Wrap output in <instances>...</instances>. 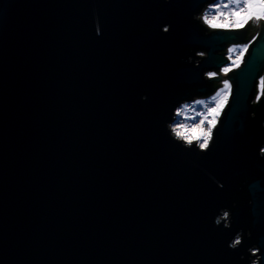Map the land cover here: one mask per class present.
Returning <instances> with one entry per match:
<instances>
[{
    "label": "water",
    "instance_id": "95a60500",
    "mask_svg": "<svg viewBox=\"0 0 264 264\" xmlns=\"http://www.w3.org/2000/svg\"><path fill=\"white\" fill-rule=\"evenodd\" d=\"M216 1L0 0V264H264V21ZM224 79L208 148L178 138Z\"/></svg>",
    "mask_w": 264,
    "mask_h": 264
},
{
    "label": "rangeland",
    "instance_id": "374dc122",
    "mask_svg": "<svg viewBox=\"0 0 264 264\" xmlns=\"http://www.w3.org/2000/svg\"><path fill=\"white\" fill-rule=\"evenodd\" d=\"M244 2L245 0H240L241 4H244ZM226 3L229 4V7L227 8L224 7ZM235 6L236 5L232 3L231 0H217L215 3L207 6L199 17L202 22L211 29L222 28L212 27L211 23L228 25V27L222 29H235L237 17L232 15V10ZM248 11L249 9L245 7L244 14L247 15ZM253 13L254 20H256L255 26H257L259 17L264 21V13H261L258 8L255 7L253 8ZM246 22L241 20V23L243 24H246ZM248 45L249 44L246 43L231 45L228 47L227 57L229 63L221 69L223 73L228 72L224 71L226 68L230 71L241 65ZM208 75L212 76L213 73H209ZM225 82H227L226 79L221 82L222 85L212 96L205 99H197L190 103H184L178 107L175 121L171 124V129L178 138H181L187 143H189V140H196L198 144L203 142V134L207 133L211 126L209 121H212L214 124L216 123L217 118L229 97V84L227 82L228 87H225ZM217 93H219V95H217ZM213 97H216V99L213 100ZM211 109H215L216 111L212 112L210 111ZM193 129H196V131L193 132ZM178 133L180 135H178ZM196 137H199V139Z\"/></svg>",
    "mask_w": 264,
    "mask_h": 264
},
{
    "label": "snow or ice",
    "instance_id": "6c2138e0",
    "mask_svg": "<svg viewBox=\"0 0 264 264\" xmlns=\"http://www.w3.org/2000/svg\"><path fill=\"white\" fill-rule=\"evenodd\" d=\"M232 3H234L236 6L233 8L232 10V15L237 17V23L235 25L236 28H242L244 27V24L241 23V20H244L245 22L250 19L253 16V8H258V10L261 13H264V0H245L244 4L240 3V0H231ZM225 8L229 7V4H225L224 5ZM247 7L249 9L247 15L244 14V8ZM211 23V22H210ZM212 27H222V28H226L228 27V25H221V24H216V23H211ZM167 30V29H165ZM225 72L229 71L228 68L224 69ZM225 87H228L227 82H225ZM217 95H219V93H217ZM216 97H213V100H215ZM210 111L215 112V109H211ZM209 124L211 125L209 127V130L207 133H204V139L203 142L199 144V147L201 149H207L209 146V141L212 138V128L215 127V124L212 121H209ZM196 129H193V132H195ZM178 135H180L178 133ZM197 139H199V137H196ZM189 142H191V140H189ZM227 215V214H225ZM236 244L240 243V240L237 239Z\"/></svg>",
    "mask_w": 264,
    "mask_h": 264
},
{
    "label": "flooded vegetation",
    "instance_id": "af4514ba",
    "mask_svg": "<svg viewBox=\"0 0 264 264\" xmlns=\"http://www.w3.org/2000/svg\"><path fill=\"white\" fill-rule=\"evenodd\" d=\"M246 26V24H244V27ZM236 29H239V28H236ZM249 29L250 31H254L256 29V26L254 25V23L252 24L251 22V25H249ZM258 88H259V95L261 94V91H262V83H261V79L259 80V85H258Z\"/></svg>",
    "mask_w": 264,
    "mask_h": 264
},
{
    "label": "trees",
    "instance_id": "16d2710c",
    "mask_svg": "<svg viewBox=\"0 0 264 264\" xmlns=\"http://www.w3.org/2000/svg\"><path fill=\"white\" fill-rule=\"evenodd\" d=\"M247 51V50H246ZM246 53V52H245Z\"/></svg>",
    "mask_w": 264,
    "mask_h": 264
}]
</instances>
